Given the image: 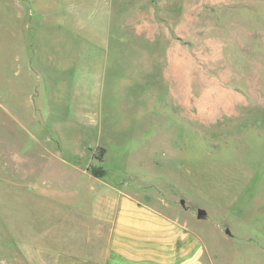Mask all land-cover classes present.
<instances>
[{
  "label": "rangeland",
  "instance_id": "1",
  "mask_svg": "<svg viewBox=\"0 0 264 264\" xmlns=\"http://www.w3.org/2000/svg\"><path fill=\"white\" fill-rule=\"evenodd\" d=\"M101 1L0 0V264H53L101 184L264 264V0Z\"/></svg>",
  "mask_w": 264,
  "mask_h": 264
},
{
  "label": "crops",
  "instance_id": "2",
  "mask_svg": "<svg viewBox=\"0 0 264 264\" xmlns=\"http://www.w3.org/2000/svg\"><path fill=\"white\" fill-rule=\"evenodd\" d=\"M90 190L96 192L92 211L71 218L65 228L52 225L34 233L45 238L35 242L48 243L53 264H212L196 232L130 193L106 184Z\"/></svg>",
  "mask_w": 264,
  "mask_h": 264
},
{
  "label": "bare ground",
  "instance_id": "3",
  "mask_svg": "<svg viewBox=\"0 0 264 264\" xmlns=\"http://www.w3.org/2000/svg\"><path fill=\"white\" fill-rule=\"evenodd\" d=\"M173 65L174 66H176V67H178L179 68V66H180V60L178 59V58H173ZM227 93L226 92H219L218 91V93H217V95H216V98H215V100L211 103V104H209L208 102H209V97H204L202 100H201V103H200V106H204V107H211L214 103L216 104V105H221V106H224V105H226L227 103H228V101H229V98L227 97V95H226ZM212 101V100H211ZM205 110V109H204ZM207 110V109H206Z\"/></svg>",
  "mask_w": 264,
  "mask_h": 264
},
{
  "label": "water",
  "instance_id": "4",
  "mask_svg": "<svg viewBox=\"0 0 264 264\" xmlns=\"http://www.w3.org/2000/svg\"><path fill=\"white\" fill-rule=\"evenodd\" d=\"M181 203H183V202L181 201ZM205 217H206V211L204 209H201V208L197 209L196 218L197 219H203ZM225 233L230 234L228 229L225 230Z\"/></svg>",
  "mask_w": 264,
  "mask_h": 264
},
{
  "label": "trees",
  "instance_id": "5",
  "mask_svg": "<svg viewBox=\"0 0 264 264\" xmlns=\"http://www.w3.org/2000/svg\"><path fill=\"white\" fill-rule=\"evenodd\" d=\"M90 171H91V174L96 178L102 177L105 173L102 168H94L93 167L90 169Z\"/></svg>",
  "mask_w": 264,
  "mask_h": 264
}]
</instances>
